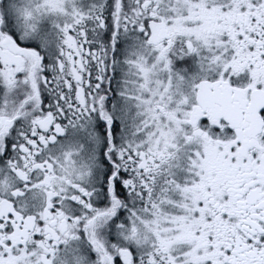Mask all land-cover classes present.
Instances as JSON below:
<instances>
[{"label": "snow or ice", "instance_id": "6c2138e0", "mask_svg": "<svg viewBox=\"0 0 264 264\" xmlns=\"http://www.w3.org/2000/svg\"><path fill=\"white\" fill-rule=\"evenodd\" d=\"M0 264H264V0H0Z\"/></svg>", "mask_w": 264, "mask_h": 264}]
</instances>
